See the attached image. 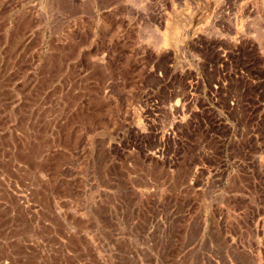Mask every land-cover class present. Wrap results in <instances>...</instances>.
<instances>
[{
    "label": "rangeland",
    "instance_id": "374dc122",
    "mask_svg": "<svg viewBox=\"0 0 264 264\" xmlns=\"http://www.w3.org/2000/svg\"><path fill=\"white\" fill-rule=\"evenodd\" d=\"M230 37L264 0H0V264H264V172L180 99Z\"/></svg>",
    "mask_w": 264,
    "mask_h": 264
},
{
    "label": "crops",
    "instance_id": "0c3cea01",
    "mask_svg": "<svg viewBox=\"0 0 264 264\" xmlns=\"http://www.w3.org/2000/svg\"><path fill=\"white\" fill-rule=\"evenodd\" d=\"M234 38L230 37L229 43L223 46L215 43L199 45L201 53L209 52L216 58L212 62L203 60L199 69L190 66L180 70L182 75H179L184 78V71L187 73L184 80L188 87L205 82L209 83V88L204 90L203 86L197 93L195 87L192 95L180 99H190L191 104H197L192 116L210 114L222 128L215 135L208 122L200 119L204 137L218 139L225 162L230 153H235L241 171L250 167L264 172V46L250 38H244L243 42ZM209 74L213 76L211 82H216V88L210 84V77H206ZM174 80H178V70L171 69L170 81L173 83Z\"/></svg>",
    "mask_w": 264,
    "mask_h": 264
}]
</instances>
